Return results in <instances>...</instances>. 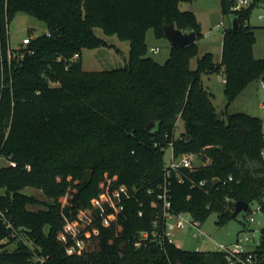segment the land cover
Returning <instances> with one entry per match:
<instances>
[{"label": "trees", "instance_id": "trees-1", "mask_svg": "<svg viewBox=\"0 0 264 264\" xmlns=\"http://www.w3.org/2000/svg\"><path fill=\"white\" fill-rule=\"evenodd\" d=\"M192 1L8 0L10 22L22 13L47 31L30 45L34 54L11 68L10 86L0 79V155L17 163L0 169V209L13 225L0 219V239H10L0 242V264H229L215 251L143 238L155 229L168 147L177 159L201 163L166 178L176 213L202 223L216 214L223 226L236 219L238 201L264 211L263 120L228 112L264 78V58L254 56V7L239 16L240 29L226 28L219 62L211 53L199 57L197 42L171 47L164 64L148 56V31L165 38V24L196 32L198 41L195 15L180 9ZM221 6L227 15L231 1ZM110 37L129 43L125 65L85 70L84 52L112 47ZM214 73L225 83L222 114L203 81ZM29 187L48 201L25 193ZM37 205L43 208H29Z\"/></svg>", "mask_w": 264, "mask_h": 264}, {"label": "rangeland", "instance_id": "rangeland-1", "mask_svg": "<svg viewBox=\"0 0 264 264\" xmlns=\"http://www.w3.org/2000/svg\"><path fill=\"white\" fill-rule=\"evenodd\" d=\"M180 9L184 12H191L195 15L198 23L200 24V31L202 36L198 39L197 44L199 48V57L205 53L213 54L215 61L219 62L222 57L223 47V31H220L217 27L223 21L228 28L231 26L230 17L224 15L221 6V0H193L192 2H182ZM259 11H255L251 16L250 24L254 27L255 45L254 56L256 59L264 58V21L259 22L256 19V15ZM47 31L45 23L25 14H17L15 19L10 24L11 43L13 47L20 44L23 38L32 32L34 35H41ZM211 32L210 37H206L205 34ZM111 45L115 47H104L96 51H85L83 54L84 68L88 71H103L107 69L122 68L125 65V55L118 54L117 50L122 49L124 46L120 43L116 37L107 38ZM147 46L148 56L154 59L160 64H164L170 56L171 45L166 38L158 39L155 36L153 30H149L147 33ZM124 43V42H122ZM128 43V42H125ZM158 47V53L150 51L151 48ZM196 63V59H195ZM204 85L209 88L215 95L213 100L214 106L218 113L226 111V98L224 95L225 83L220 74L214 73L203 76ZM263 98V92L259 87L258 82L250 84L244 92L237 97L228 108L230 114L234 113H246L250 116H254L264 120V111L261 109V103ZM183 131V121L180 119L177 123L176 135L179 136ZM173 157V151L171 147L165 149L164 161L170 164ZM193 164L201 165L200 161L195 157H191ZM2 162L0 163V167ZM25 193L34 195L39 201H48L43 190L35 188H25ZM252 207H255L252 204ZM33 211L43 208V205L29 206ZM256 223H250L248 221V215L246 211L242 212L236 219L231 220L227 224L221 226L218 225V216L213 214L203 223V229L213 241L224 244H234L237 241V237L240 233L245 232L248 228H253L256 231L264 230V211L257 213ZM260 222V223H259ZM258 238H262V233H258ZM174 241L180 247L192 251L197 247L201 250H206L210 246L202 241L201 238H195L188 232L181 233L177 231L174 233Z\"/></svg>", "mask_w": 264, "mask_h": 264}, {"label": "built area", "instance_id": "built-area-1", "mask_svg": "<svg viewBox=\"0 0 264 264\" xmlns=\"http://www.w3.org/2000/svg\"><path fill=\"white\" fill-rule=\"evenodd\" d=\"M231 7L227 16L231 17L232 15L241 16L247 12L249 9L254 7L253 13L255 11H259L256 15V19L259 22L264 21V0H230ZM250 16V17H251ZM251 19V18H250ZM10 24L8 17V0H0V79H1V87L8 88L11 84V81L8 79V74L14 64H22L27 56L33 55L34 50L30 48V45L34 41L37 35L31 33L27 34L20 44L16 47L12 46L11 43V34H10ZM220 31H223V36L226 31L225 22L223 21L217 27ZM49 36L50 33L47 32ZM208 38L211 36V32L205 34ZM153 53H158L159 48L153 47L150 49ZM80 58V55L76 53L73 56L74 60ZM259 87L263 92V98L261 103V109L264 111V78L259 80ZM8 128H6V131ZM9 131V130H8ZM261 156L264 160V146L261 150ZM191 155H183L181 158L177 159L174 156L168 164L166 178L169 177L170 171H174L178 168H188L193 169L195 165L191 160ZM2 162V167H16L17 163L5 158L0 155V163ZM25 169L30 170V165H26ZM165 178V182L163 185L159 187L161 193L158 195V199L160 201L159 210L157 218L154 222L155 229L149 233L146 232L143 234V238L146 240L152 237V241L157 242L158 244H163L165 240L168 243H176L174 241V233L177 231L188 232L195 238H201L204 243L209 245L210 247L206 250H201L200 247L194 249L197 252L205 251H215L221 253L228 260L229 264H260L256 261L255 250L262 244V238H258V233H262V231H256L253 228H248L243 233H240L237 237V241L234 244H224L217 243L213 241L210 236L206 234L203 229V223L199 220L192 219L190 215L184 213H176L173 210V205L171 201L170 191L168 189V181ZM232 180V178H230ZM202 185L205 182L201 183ZM250 212L248 214V221L250 223H256L257 213L263 212V207L259 204H256L255 207L249 205ZM248 208V209H249ZM247 209V210H248ZM142 215V213H140ZM0 219L3 221V224L6 228H13L12 223L7 220L5 213L0 209ZM260 223V222H259ZM10 239L8 237H3L0 239V242L3 244L9 243ZM139 246V244H137Z\"/></svg>", "mask_w": 264, "mask_h": 264}, {"label": "water", "instance_id": "water-1", "mask_svg": "<svg viewBox=\"0 0 264 264\" xmlns=\"http://www.w3.org/2000/svg\"><path fill=\"white\" fill-rule=\"evenodd\" d=\"M231 29L237 30L241 28V20L239 16L232 15L230 17ZM164 35L169 41L171 47L182 48L187 47L197 42L196 32H183L174 24L164 25ZM263 135H264V120H263ZM220 183L219 179L213 181V186L216 187ZM249 204L243 201L235 203L233 218H237L242 212L247 211Z\"/></svg>", "mask_w": 264, "mask_h": 264}, {"label": "crops", "instance_id": "crops-1", "mask_svg": "<svg viewBox=\"0 0 264 264\" xmlns=\"http://www.w3.org/2000/svg\"><path fill=\"white\" fill-rule=\"evenodd\" d=\"M122 42H124V41H122ZM122 42H120L124 47L122 48V49H120L119 48V50H117V52H118V54H124L125 55V59H124V61H126V59H127V56H128V54H129V52H130V45H129V43H122ZM112 47H115L116 49H118L115 45H112ZM158 48V47H157ZM195 165V164H194ZM198 166V165H197Z\"/></svg>", "mask_w": 264, "mask_h": 264}]
</instances>
